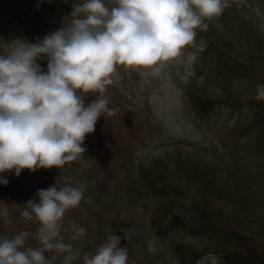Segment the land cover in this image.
<instances>
[{
	"label": "rangeland",
	"instance_id": "374dc122",
	"mask_svg": "<svg viewBox=\"0 0 264 264\" xmlns=\"http://www.w3.org/2000/svg\"><path fill=\"white\" fill-rule=\"evenodd\" d=\"M58 2L57 17L49 19L33 14L31 0H0V54H6L10 50L7 44L18 39L35 43V25L44 37L64 19L65 25L69 24L73 4L83 0H68L67 5L65 0ZM235 2V6H245L252 15L259 12L258 0ZM228 13L233 15L231 9ZM222 17H228L227 9L213 17L204 32L212 40L216 39L215 28L228 33L226 41L231 44L222 45L227 50L225 54L203 50L205 34L197 29L194 42L181 49L179 56L158 65V71L117 66L114 83L106 86L104 94L110 99L108 108L112 113L98 119L94 133L85 137L86 152L76 161L66 163L63 169H57L51 185L56 186L61 178L60 186L83 190L84 199L66 212L60 232V238L71 243L74 252L83 255L85 248L88 254H94L115 234L121 238V247L127 248V264H178L169 248L175 239L186 248L210 253L202 264L226 263V256L234 264L252 263H247L245 247L225 242L205 251L213 245L195 236L182 238L172 229L175 222L182 227L202 225L212 210L221 216V224L227 230L239 229L237 225L255 229L264 219V99L256 98L258 85L264 84V73L258 70V56L252 58L256 50L243 49L245 42L237 37H248V29L223 28ZM261 26L264 28V21ZM232 34L240 45L236 37L231 38ZM220 55H225L222 58L225 60ZM38 63L47 71V61ZM194 88L202 90L200 97L212 100L204 110L196 106ZM82 95L89 103L98 94ZM183 162L189 164V177L181 167ZM139 163L153 194L159 197L156 222L152 225L155 236L147 227L152 207L150 196L145 183H139L135 175ZM212 172L224 177L226 193L230 200L235 199V204L210 197L209 192L193 184L197 173L208 176ZM44 173L45 169L22 188L24 197L35 187L44 186ZM258 199L262 207L253 203ZM237 201L246 205L239 206ZM24 204L14 188H0V238H11L21 231L33 232L39 227L34 220L24 221L21 216L24 209L18 206ZM172 211L176 214L171 215ZM74 225L86 229L85 235L77 240L71 239ZM149 242L153 251H149ZM244 242L252 251L259 248L258 241L249 237ZM26 246L39 244L28 239ZM63 255L54 250L45 253L52 264H63ZM183 255L188 258V251ZM80 258L72 264H82Z\"/></svg>",
	"mask_w": 264,
	"mask_h": 264
},
{
	"label": "clouds",
	"instance_id": "9594fccd",
	"mask_svg": "<svg viewBox=\"0 0 264 264\" xmlns=\"http://www.w3.org/2000/svg\"><path fill=\"white\" fill-rule=\"evenodd\" d=\"M228 6L226 0H83L73 4L69 24L36 43L18 39L7 44L10 50L0 54V174L61 170L79 159L86 152L85 137L113 111L104 94L117 66L158 71V65L194 42L197 29H208L205 20ZM38 61H47V71ZM88 93L98 95L85 103L82 94ZM256 98L264 99V84L258 85ZM60 179L37 192L38 202L18 205L22 217L38 222L34 238L39 246H26L33 237L27 231L0 238V264H52L45 253L53 250L65 254L63 264L79 258L60 232L66 212L79 206L84 193L80 187L60 186ZM7 183L0 175V184ZM73 229L72 240L86 233L81 226ZM127 262V248L115 234L94 254L83 256V264Z\"/></svg>",
	"mask_w": 264,
	"mask_h": 264
},
{
	"label": "trees",
	"instance_id": "16d2710c",
	"mask_svg": "<svg viewBox=\"0 0 264 264\" xmlns=\"http://www.w3.org/2000/svg\"><path fill=\"white\" fill-rule=\"evenodd\" d=\"M32 1L35 5L36 16L41 15L43 12H46L47 6H45V5H47V4H44V2H47V0H32ZM259 3H260V6L258 7L259 12L257 14H254V15L250 14L249 9L246 8L245 6L230 7L233 15H230L228 13L229 17H226L227 23L224 24L225 26L223 28L234 30L235 28L240 26L241 28L246 27L248 29V30L246 29L248 32V34H246V35L248 37H246V36H237V37H240L245 42L243 49H246L248 52L252 51L253 49L256 50V54L252 58H254L255 56H258V61H259L258 70H259V72L261 70L264 73V63H263V59H264V28H263V26H261V22L264 21V0H260ZM55 16H56V12L52 16H48L47 18L53 19V18H55ZM213 32H215V38L216 39L212 40V39H209L207 37V41L210 44L209 48L216 46L218 43L222 49V53L225 54L227 50L224 51V49L222 48V45L225 43L227 45L231 44V41H226L227 37H228L227 36L228 33H220L218 31V29H216V28L214 29ZM36 33H38V31ZM233 37H236V36H234L232 34L231 38H233ZM248 38L251 39L250 43H247ZM236 43L238 45H240L239 39ZM233 45L235 46V44H233ZM209 48H207L208 51L210 50ZM228 48L232 49L229 46H228ZM237 52L240 55H247V54H244L242 51H237ZM224 56L225 55H223V56L220 55V58L222 59ZM223 60H225V59H222V61ZM216 72L218 73V69H216ZM194 90L196 91V93H194V95L197 96L195 102H196L197 106H199L200 109L204 110L205 108H207L208 103L212 102V100L200 97V93L202 92V90L195 89V88H194ZM187 158L191 160L190 157L187 156ZM161 163L162 162L160 161V164ZM181 164H182L181 167L184 169V172L187 174L189 164L186 162H183ZM198 164H201V163L198 162ZM202 170L203 169H201V171ZM142 171H143L142 165L140 164L137 168V173H138V175H141L142 178H144V176H142ZM35 174H37V171L36 172H29L27 169H25V170H22L19 177H16L14 172L13 173H5L2 175H3V177H6V179L8 180V183L20 181V182H23L24 184H26L27 182H31V180L33 179V176ZM217 174H220V173L219 172H216V173L212 172L208 175V176L211 175V177L206 178L208 176H205V175L203 176L202 174L199 175L197 173V180L194 179L193 184L199 186L203 190L205 189L204 191L206 193L209 192L210 197H213L215 199L224 200V201H227L228 203L235 204V202H234L235 199L232 198L230 200L229 194L226 193L224 177L219 176ZM189 176L190 175H188V177ZM173 197L177 198V195H174ZM203 201L206 202V200H203ZM253 203L260 206L259 199L254 201ZM237 205L244 206L246 204L242 203L241 201H237ZM157 206H158V202H157ZM260 207H262V206H260ZM242 208H244V207H242ZM154 210H155V207H154ZM154 213H155V211H153V213L149 216L150 225H152V223L156 220ZM215 216L219 217L220 220L214 221L210 218H207L204 225L200 226V227H187L186 228V227H181L180 224H177V225L175 224L172 227V229L176 233H182L183 236L186 235V236H190V237L191 236L198 237L201 240H205V242L207 244H209V245L212 244L213 246H216L218 244L225 243V242H231L238 247H245L248 250L246 252L247 253V263H249V261H251L253 264L254 263L255 264H264V219L261 220L259 226H257V228H255V229H246L241 225H237V227L239 229L235 228L232 230L231 229L227 230L225 228V226H223L221 224V216H219V215H215ZM247 237H249L250 240H254L256 242L258 241L257 243L259 244L258 245L259 248L256 249L255 251L250 250L248 244H246L244 242L247 239ZM181 244L182 243L179 242L178 239H175L169 245V248L171 250L170 251L171 255L177 261H179V264H183V260H184V255L182 252L183 250H187L188 252H191L190 253V259L191 258L194 259V257L198 255L197 250H194L191 248H186L185 246H183ZM230 264H234V263H230Z\"/></svg>",
	"mask_w": 264,
	"mask_h": 264
}]
</instances>
